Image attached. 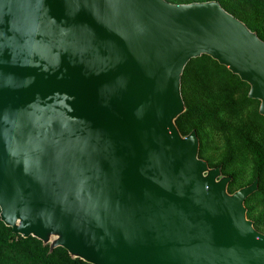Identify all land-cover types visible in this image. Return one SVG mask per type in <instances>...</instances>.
Instances as JSON below:
<instances>
[{"label": "water", "instance_id": "95a60500", "mask_svg": "<svg viewBox=\"0 0 264 264\" xmlns=\"http://www.w3.org/2000/svg\"><path fill=\"white\" fill-rule=\"evenodd\" d=\"M209 55L264 116V39L219 0H0V219L90 264H264L182 76Z\"/></svg>", "mask_w": 264, "mask_h": 264}, {"label": "rangeland", "instance_id": "374dc122", "mask_svg": "<svg viewBox=\"0 0 264 264\" xmlns=\"http://www.w3.org/2000/svg\"><path fill=\"white\" fill-rule=\"evenodd\" d=\"M176 3L191 2V1H205V0H169ZM222 5L237 15L246 19L252 18L258 13L259 5L255 2L262 0H246L242 3L237 0H220ZM262 5V4H261ZM227 82L230 86H235L237 81L230 80L227 75L219 70L215 64L207 60L205 63L191 62L185 69L182 79V91L185 102L189 109L190 114L186 120L189 124L186 133L189 132L196 124L199 126V132L203 139L202 157L207 159L209 163H220L229 157L232 150L239 152L243 151L241 144L234 138L233 135L223 134L216 132L209 125H205L200 121L204 111L214 108L213 97L219 91V87ZM249 85H243L237 93V99L242 100L249 92ZM260 101L252 99L243 107L245 116L242 120L249 126L257 127L259 133L264 136V119L257 118L259 111ZM238 125L239 122L234 123ZM229 171L236 172L238 175L239 185H246L251 183L256 175L259 173L261 178L260 187L264 191V149L261 154L254 152L243 159L240 157L238 161L231 164ZM254 210L250 218L254 219L264 212V204L254 201L252 203ZM264 232V225L259 228ZM35 242L31 246H20V249L0 250L1 264H38L34 260L32 250L35 248ZM24 249V250H23ZM8 250V251H7Z\"/></svg>", "mask_w": 264, "mask_h": 264}, {"label": "trees", "instance_id": "16d2710c", "mask_svg": "<svg viewBox=\"0 0 264 264\" xmlns=\"http://www.w3.org/2000/svg\"><path fill=\"white\" fill-rule=\"evenodd\" d=\"M239 1H241L242 3L246 2V0H239ZM262 1L263 3L255 2L256 4L259 5V10L258 13H256L252 18L249 19L243 17H239V18L244 20L252 30L257 31L259 36L264 39V0ZM207 60L211 61V64H215L219 70L224 72L227 75V77L230 78L231 81L232 80L237 81L236 85L233 87L230 86L227 82H225L223 86L221 85L218 90L219 92L215 94L213 97L214 108L211 110L204 111L203 116L200 117L201 122H203L205 125H209L216 132L218 133L222 132L223 134L233 135L234 138L243 147L242 152H239L237 150H232L231 152L232 154L220 163H216V164L210 163L211 166L222 165L224 173L233 176V179L229 184V188L231 191H234L244 186L245 184L239 185L237 173L229 171L230 165L235 163V161H238L240 157L243 159L245 156H248L253 152L255 154L260 155L262 150L264 149V136L261 133H259L257 127L249 126L242 120V117L245 116L243 107L246 103L251 101L252 98H250L247 94L242 100H238L236 95L243 85H249L247 82L241 80L238 75L233 74L226 66L221 65L217 60L213 59L211 56L206 54L198 58L192 59L188 63V65L191 62L205 63ZM190 112L191 109L188 108L177 120V124L183 133H186L185 131L189 126L186 118L190 114ZM256 117L264 119V116L261 115L259 111ZM236 121L239 122L238 125L234 124ZM197 126L199 125L196 124L193 128L197 129L201 140V149H200V155H201V152L203 151V139L200 135ZM256 177L260 178L261 176L258 173ZM260 184H261V178H260ZM260 184L258 191L253 193L246 200L249 217L251 216L252 211L254 210L252 206L253 205L252 203H254V201H258L264 204V191L263 189H261ZM253 220L255 226L259 229L261 226L264 225V212H262L259 217L254 218ZM34 242L36 244L32 252H33L34 260H36L38 264H90L80 258H72L69 252L63 247L55 248L52 252H50L49 245H44L41 240L33 236L26 238L23 237L21 234L14 233L12 231V228L5 225L4 222L0 219V250L2 249L17 250L20 249V246L22 245L31 246V244H33ZM0 264H1V259H0Z\"/></svg>", "mask_w": 264, "mask_h": 264}]
</instances>
